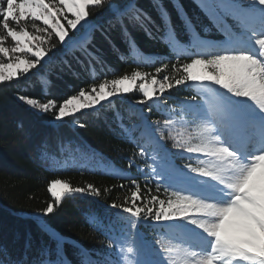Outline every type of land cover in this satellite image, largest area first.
Instances as JSON below:
<instances>
[{"label": "snow or ice", "instance_id": "1", "mask_svg": "<svg viewBox=\"0 0 264 264\" xmlns=\"http://www.w3.org/2000/svg\"><path fill=\"white\" fill-rule=\"evenodd\" d=\"M151 6L161 21L173 30L170 7L176 9L182 20L187 15L178 0H151ZM201 6L212 26L223 35L220 49L195 55L179 68L173 63L172 68L179 73L174 84L167 75L160 81L153 76L150 84L139 83L143 99L136 103L148 105L150 113L154 103L167 102V90L199 82L202 89L218 86L222 90L217 104L202 110L197 104L199 97L192 95L185 97L184 112L173 113L176 119L165 117L162 122H149L141 117L140 125L132 130L125 128L130 138L132 132L139 133L138 156L148 157L147 147H151L149 158L153 163L149 176L155 178L157 190L163 187L167 199L152 195L151 206L149 202L139 206L140 187L135 178L120 176V170H116L117 178L131 179L135 190L131 193L130 206L109 205L135 218L128 227V234L134 239L141 219L162 225L165 231L182 229L180 238L177 244L169 247L160 239L150 241L139 234V248L125 250L124 245H120L124 264H264V0H249L248 3L244 0H201ZM98 12L110 13L106 21L109 29L118 28L126 44L135 43L130 29L143 30L150 38L153 36L148 26L155 21L136 0H0V54L10 61L0 62V82L27 78L32 70H36L33 75L42 78L44 74L40 69L52 59L49 53L59 50L58 44L64 45L65 55L78 53L90 65L100 61L95 31L99 30L108 43L112 40L108 30L92 23L90 18ZM66 13H71L73 18L68 19ZM61 18L67 20L66 25L61 23ZM38 21L44 27H40ZM29 22L34 33L26 29ZM188 25L195 30L190 18L184 25L186 29ZM156 31H161L159 25ZM203 31L207 33L210 29L204 25ZM7 38L13 42L10 48L4 46ZM112 46L115 48L114 44ZM179 60L177 57V62ZM197 66L199 72H194ZM155 71L160 73L161 68ZM146 76L135 71L131 77L104 79L98 85L92 84L90 89L80 87L76 94L61 103L56 99L42 102L26 95H19L18 100L38 113H50L56 122L71 120L75 126L85 128V123L77 120L76 113L95 110L97 105L103 107L105 101L112 104V97L132 92L138 78L143 80ZM188 113L193 121L199 122L196 143L191 133L177 130L178 125L183 127L184 116ZM169 137L181 158L189 161L195 158L199 163L177 166L176 153L165 146ZM183 153H187V157ZM47 190L54 200L30 218L40 232L56 242V246L52 251L45 248V259L38 264H70L63 254L65 239L44 217L53 215L66 195L98 196L99 192L92 184L86 188L72 187L60 179L51 181ZM31 240V233H28L25 250L31 247ZM189 241H194V245L187 244ZM109 246L116 247L117 241L110 240ZM53 252L55 259L51 258ZM134 252L135 258L130 259ZM0 264H28V261L25 256L16 261L0 260Z\"/></svg>", "mask_w": 264, "mask_h": 264}, {"label": "trees", "instance_id": "2", "mask_svg": "<svg viewBox=\"0 0 264 264\" xmlns=\"http://www.w3.org/2000/svg\"><path fill=\"white\" fill-rule=\"evenodd\" d=\"M136 3L155 21L148 26L153 33L151 38L143 30L130 29L135 43L126 44L118 28L109 29L106 21L110 13L98 12L90 19L98 28L108 30L112 40L111 44L108 43L99 30L95 31L100 61H93L90 65L78 53L65 55L64 45L58 44L59 50L49 53L52 59L40 69L44 74L42 78L38 79L32 74L36 70H32L27 78L0 82V260L16 261L26 256L28 264L34 261L38 264L45 259V248L50 251L55 249L56 242L40 232L30 218L54 200L47 189L55 179L68 182L72 187L86 188L92 184L99 192L98 196L66 195L54 214L44 217L51 228L65 239L63 254L70 264H124L120 245H124L126 250L133 241L135 247H139V234L150 241L160 239L169 247L178 243L182 229L165 231L164 226L142 219L135 229L137 238L134 239L128 234V227L135 218L109 207L112 203L130 206L131 193L135 190L131 179L117 178L116 170H120V176L135 178L140 187L139 206L143 207L144 202H149L151 206L152 195L167 199L163 187L157 190L155 178L149 176L153 163L149 158L151 147H147L148 157L138 156L136 140L139 133L132 132L130 138L124 129L132 130L140 125L143 122L141 117L149 122H162L165 117L176 119L173 113L184 112L185 97L192 95L199 97L197 104L202 110L214 107L212 87L202 89L199 82H188L167 90V102L154 103L150 113L148 105L136 101L143 99L139 83L150 84L153 76L160 81L167 75L174 84L179 73L172 68V64L177 63L179 68L180 64L200 55V49L194 46L199 42L216 50L221 46L223 35L212 26L201 0H178L183 6V13L187 14L183 20L176 9L170 7L174 30L161 21L151 6V0H136ZM66 15L73 18L69 13ZM189 18L195 24V30L191 25L185 28ZM61 21L66 25V19L61 18ZM157 25L161 27L160 32L156 31ZM204 25L209 27V32L203 31ZM30 26L29 22L26 25L28 31ZM4 46H13L11 38L5 40ZM0 62L10 61L0 54ZM165 64L167 67H164ZM157 67L161 68L160 73H156ZM61 68L64 70L61 71ZM135 71L147 76L143 80L138 78L132 92L117 94L111 98L112 104L105 101L103 107L97 105L95 110L87 109L75 114L79 122L85 123V128L75 126L71 120L56 122L50 113H38L18 100L19 95H26L42 102L56 99L57 103H61L76 94L80 87L90 89L92 84L98 85L104 79H119L124 75L131 77ZM184 121L183 127L177 126L178 131L191 133L193 143L198 142L195 136L199 122L193 121L190 113L184 116ZM173 143L169 137L165 146L176 153L174 162L177 166L199 163L195 158L191 161L181 158ZM182 155L187 157L188 154ZM28 233L32 236L31 247L25 250ZM110 240L117 241V246L110 247ZM51 258L55 259L54 252ZM134 258L135 252L130 259Z\"/></svg>", "mask_w": 264, "mask_h": 264}, {"label": "rangeland", "instance_id": "3", "mask_svg": "<svg viewBox=\"0 0 264 264\" xmlns=\"http://www.w3.org/2000/svg\"><path fill=\"white\" fill-rule=\"evenodd\" d=\"M244 2L245 3H248L249 2V0H244ZM69 14H71V13H69ZM260 13H259V11L257 12V15H259ZM68 19H70L69 17H67ZM39 23H37L40 27H44V25L42 24V22H40V21H38ZM61 23H62V21H61ZM51 29H48V31H50ZM29 32L30 33H34L35 32V30L34 29H32V27L30 26V30H29ZM196 47H199L200 48V55L201 54H203V53H205V52H207V47H205L203 44H202V42L201 43H198V45H196ZM220 47L221 46H218L217 47V49H216V51H218L219 49H220ZM203 51H205V52H203ZM207 53H205L204 55H206ZM193 71L194 72H199V66H197V68H194L193 69ZM135 86V85H134ZM133 86V87H134ZM157 87H158V85H157ZM212 87V91H213V94H214V97H215V102H216V104H217V97H218V94L219 93H221L222 92V90H220L219 88H218V86H210V88ZM209 105H211V106H213L212 104H209ZM178 130V129H177ZM57 190H59V186H57ZM51 194V193H50ZM54 198V197H53ZM193 243V244H192ZM187 244H190V245H194V241H189V242H187ZM138 245V244H137ZM139 246V245H138ZM129 247H134V248H139V247H135V243L133 242V241H130V244H129ZM191 250V249H190Z\"/></svg>", "mask_w": 264, "mask_h": 264}]
</instances>
